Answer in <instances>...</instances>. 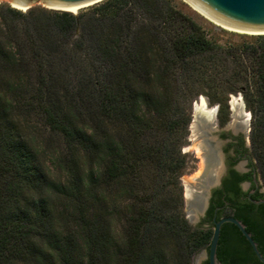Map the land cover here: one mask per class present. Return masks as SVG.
Returning <instances> with one entry per match:
<instances>
[{
    "label": "trees",
    "instance_id": "1",
    "mask_svg": "<svg viewBox=\"0 0 264 264\" xmlns=\"http://www.w3.org/2000/svg\"><path fill=\"white\" fill-rule=\"evenodd\" d=\"M256 37L221 45L176 0L0 8V264H192L208 250L213 231L190 225L175 192L190 122L178 99L243 95L264 187ZM247 231L264 256V229L253 221ZM235 236L220 239L219 261L262 264Z\"/></svg>",
    "mask_w": 264,
    "mask_h": 264
},
{
    "label": "flooded vegetation",
    "instance_id": "2",
    "mask_svg": "<svg viewBox=\"0 0 264 264\" xmlns=\"http://www.w3.org/2000/svg\"><path fill=\"white\" fill-rule=\"evenodd\" d=\"M200 120L194 136L202 167L194 183L188 184L194 196L188 199V208L197 213L196 222L202 230L214 231L217 222L232 217L246 230L253 221L264 229V220H257L264 215V187L254 163L247 119L236 116L234 110L228 117L213 110L210 118L200 116ZM235 234L240 241L246 240L232 223L222 225L220 239L224 236L227 242H234ZM253 253L250 247L248 254Z\"/></svg>",
    "mask_w": 264,
    "mask_h": 264
},
{
    "label": "water",
    "instance_id": "3",
    "mask_svg": "<svg viewBox=\"0 0 264 264\" xmlns=\"http://www.w3.org/2000/svg\"><path fill=\"white\" fill-rule=\"evenodd\" d=\"M3 0H0V2ZM12 4L20 6L27 11L31 9L34 5L42 3L48 5L49 9L53 10H61L63 9L53 8L54 7H81L86 8L89 6H93L98 4L104 0H7ZM189 5H191L198 12L209 18L210 20L221 24L230 29H234L237 31L245 32L248 35H264V0H184ZM18 9V8H16ZM21 10V9H19ZM68 12V11H66ZM230 109L234 110L236 116H245L247 119L248 129H250L249 121H250V113H244V104L242 102V94L239 93L238 98H234L231 95ZM200 105L197 106L196 102L193 105V120L190 124L191 135L188 136V140L191 141V145L188 148L183 149L184 152H188L191 150H195V153L199 154V148L197 146V141H195V136L198 132V128L202 124L200 120V116H206L210 118L213 114V110L218 111L219 105L215 106L213 110H205L206 105L202 96H199ZM196 153V158L197 154ZM198 171L190 177H181L180 181L184 187V201H185V215L188 222L200 228L198 223L196 222V212H191L188 208V199H193V193L189 191V183H194L196 177H198L200 173L201 162L198 164ZM264 203V202H263ZM196 211V209H195ZM232 223L235 225L239 231L242 233L246 241L249 243L252 248L257 259L264 264V256L261 254L257 242L253 239L251 233L246 230L245 225L232 217L225 218L216 223L215 229L213 231V236L211 239V243L208 249V252L203 253L200 262L197 264H203L205 260H208L209 264H223L218 259V247L221 237V227L224 223Z\"/></svg>",
    "mask_w": 264,
    "mask_h": 264
},
{
    "label": "rangeland",
    "instance_id": "4",
    "mask_svg": "<svg viewBox=\"0 0 264 264\" xmlns=\"http://www.w3.org/2000/svg\"><path fill=\"white\" fill-rule=\"evenodd\" d=\"M105 1V0H104ZM102 1V2H104ZM100 2V3H102ZM98 3V4H100ZM98 4H95L93 6H89L83 9L78 10V13L83 11V10H87L88 8H92ZM176 5L177 7L186 15H188L189 17H191L196 23H198L208 34V36L215 40L216 42H218L221 45H229V44H233V45H243V44H254L256 45L258 42H256V36L257 35H248L245 33H240V32H236L233 30H230L224 26H222L221 24H218L212 20H210L209 18H207L206 16H204L203 14H201L200 12H198L196 9H194L191 5H189L186 1L184 0H176ZM4 8V7H12V8H17L15 7L14 4H12L10 1L7 0H3L0 2V8ZM32 8H44V9H49L47 5L39 3L34 5ZM19 10V9H18ZM22 10V9H21ZM49 10H53V9H49ZM54 11H61V10H54ZM249 59H248V64L251 65L252 63H254L253 61V56L252 55H248ZM225 91V90H224ZM207 92V91H205ZM232 97L234 98H238L239 94H230ZM199 96H202L205 98L207 104H208V108L211 110L213 109L215 106L219 105L218 107V111L220 112L221 115L228 117L230 114H232V111L230 109V104L229 102L231 101V97L229 95H227L225 92H223L222 94V100L220 102H216L213 103L209 97L204 93V94H199L198 96L196 95V91H194V93L190 96V98L187 99V101H183L184 99L177 97L178 101L180 102V104H182V108H184L186 110L187 115L190 118V122L187 128V136L184 140V145L181 149V152L183 155H185L187 157V165H186V169L183 172V175L181 177H190L193 174H195L198 169H199V160L196 158V153L195 150H191L188 152H184L183 149L188 148L191 145V141L188 140V136L191 135V131L189 129L190 124L193 120V105L194 102H196L197 106L200 105V99ZM242 102L244 104V113L248 114L250 113V121H249V126H250V140H251V129H252V122H253V115L252 112L249 110V108L246 105V102L244 100V97L242 95ZM217 111V112H218ZM57 141V140H55ZM60 151L62 150V147L60 145V142L58 141L55 144V147H52V149H48L49 154H47V158H46V164L47 166H53V163L55 161V155H52L54 151ZM52 153V154H50ZM255 163V160H254ZM256 164V163H255ZM59 174V173H58ZM57 174V175H58ZM60 176V175H59ZM178 189L179 190H175V192L178 191H182V197H183V204H182V212L186 218L185 215V201H184V187L182 182L178 181ZM107 196H109V193H107ZM110 202V199H109ZM118 206L117 210L119 211H125L126 209V204L127 202H121L119 201V203H116ZM115 229L117 230V233H121V223L119 224L118 222L115 223ZM191 225V224H190ZM193 228L195 229H201L198 227H195L193 225H191ZM205 230V229H203ZM211 231H213V229H209ZM206 249L201 250L200 252H198L192 261V264H197L198 262H200V259L203 255V253L205 252Z\"/></svg>",
    "mask_w": 264,
    "mask_h": 264
},
{
    "label": "bare ground",
    "instance_id": "5",
    "mask_svg": "<svg viewBox=\"0 0 264 264\" xmlns=\"http://www.w3.org/2000/svg\"><path fill=\"white\" fill-rule=\"evenodd\" d=\"M47 6H48V5H47ZM15 7H17L18 9L25 10L24 8H22V7H20V6H17V5H15ZM49 7L58 8V9H63V10H66V11H68V12H74V13H77L78 10L82 9L81 7H80V8H79V7H54V6H49ZM222 26H223V25H222ZM224 27H225V26H224ZM226 28H228V27H226ZM228 29H230V28H228ZM230 30H233V31H236V32H240V33H245V32L237 31V30H234V29H230ZM248 34H252V33H248ZM203 100H204L205 105H206L205 110H209V109H208V104H207V102H206V100H205L204 97H203Z\"/></svg>",
    "mask_w": 264,
    "mask_h": 264
}]
</instances>
